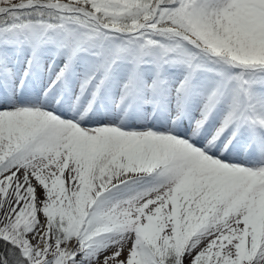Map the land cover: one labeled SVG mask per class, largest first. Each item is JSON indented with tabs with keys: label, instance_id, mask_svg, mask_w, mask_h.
<instances>
[{
	"label": "snow or ice",
	"instance_id": "snow-or-ice-1",
	"mask_svg": "<svg viewBox=\"0 0 264 264\" xmlns=\"http://www.w3.org/2000/svg\"><path fill=\"white\" fill-rule=\"evenodd\" d=\"M0 264H264V0H0Z\"/></svg>",
	"mask_w": 264,
	"mask_h": 264
}]
</instances>
